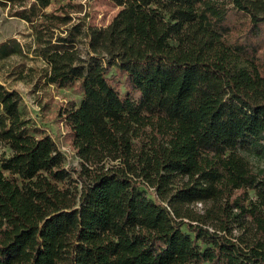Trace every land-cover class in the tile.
<instances>
[{
  "label": "trees",
  "instance_id": "1",
  "mask_svg": "<svg viewBox=\"0 0 264 264\" xmlns=\"http://www.w3.org/2000/svg\"><path fill=\"white\" fill-rule=\"evenodd\" d=\"M53 1L0 5L81 95L79 163L0 81V264H264V0H112L84 51Z\"/></svg>",
  "mask_w": 264,
  "mask_h": 264
},
{
  "label": "rangeland",
  "instance_id": "2",
  "mask_svg": "<svg viewBox=\"0 0 264 264\" xmlns=\"http://www.w3.org/2000/svg\"><path fill=\"white\" fill-rule=\"evenodd\" d=\"M64 0H54L46 8L57 7ZM77 8L71 15L82 22L79 47L86 48L88 27H104L119 10L112 0H74ZM78 5H80L78 7ZM34 34L31 25L10 15L6 6L0 5V81L5 87L15 89L21 95L20 110L29 122L42 128L57 143L65 155L68 168L78 165L65 124L60 120L58 109L81 95L75 88H60L44 82L45 62L34 54ZM207 264V263H205Z\"/></svg>",
  "mask_w": 264,
  "mask_h": 264
}]
</instances>
